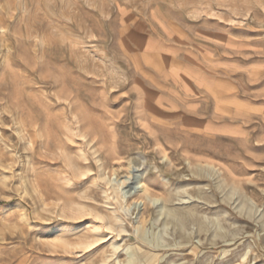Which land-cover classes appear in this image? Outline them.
Segmentation results:
<instances>
[{
  "label": "rangeland",
  "instance_id": "rangeland-1",
  "mask_svg": "<svg viewBox=\"0 0 264 264\" xmlns=\"http://www.w3.org/2000/svg\"><path fill=\"white\" fill-rule=\"evenodd\" d=\"M130 261L264 264V0H0V264Z\"/></svg>",
  "mask_w": 264,
  "mask_h": 264
},
{
  "label": "bare ground",
  "instance_id": "bare-ground-1",
  "mask_svg": "<svg viewBox=\"0 0 264 264\" xmlns=\"http://www.w3.org/2000/svg\"><path fill=\"white\" fill-rule=\"evenodd\" d=\"M112 182V181H111ZM136 183H138L139 184V186H140V188H142L141 189V191H137L138 192V194H140V192H141V194H145V195H147L148 197H150L151 196V194L149 193V188L145 185V183L143 182V178H142V176L140 175V176H138V177H136ZM116 186V185H115ZM115 186H113V189H114V193H115V199L118 201V202H120V203H122L123 202V200H124V198H126V196H125V194L126 193H124L123 192V190L122 189H120V185H117L116 187ZM132 193V192H131ZM136 195V194H135ZM151 198V197H150ZM152 200V202H153V204L154 205H156L159 201H160V199H158V198H155V197H152L151 198ZM122 201V202H121ZM157 207L158 208H160V212L162 213L163 212V210H164V207L162 206V204H160V205H157ZM128 212H129V210H128ZM112 222H113V220H112ZM115 224H117V223H115ZM119 224V223H118ZM115 229V228H114ZM110 230V229H109ZM122 230V229H121ZM114 231V230H113ZM116 231H118V230H116ZM122 231H125L124 229L122 230ZM119 232V231H118ZM116 251V250H115ZM135 263V261H130L129 262V264H134Z\"/></svg>",
  "mask_w": 264,
  "mask_h": 264
}]
</instances>
